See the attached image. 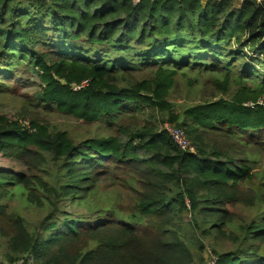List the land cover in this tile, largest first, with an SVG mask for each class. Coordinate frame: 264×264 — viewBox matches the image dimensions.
Instances as JSON below:
<instances>
[{"label": "trees", "instance_id": "1", "mask_svg": "<svg viewBox=\"0 0 264 264\" xmlns=\"http://www.w3.org/2000/svg\"><path fill=\"white\" fill-rule=\"evenodd\" d=\"M233 41L264 68V0H0V79L38 81L29 127L0 115L6 264H264V72Z\"/></svg>", "mask_w": 264, "mask_h": 264}, {"label": "rangeland", "instance_id": "2", "mask_svg": "<svg viewBox=\"0 0 264 264\" xmlns=\"http://www.w3.org/2000/svg\"><path fill=\"white\" fill-rule=\"evenodd\" d=\"M243 0H236V6L240 7V4ZM236 49L243 50L244 53L246 54V58L244 56H240L236 58L235 65L236 69L238 70H243L245 66L253 67L255 66L257 70H259L260 73H263V65H258L256 62V55L254 50L249 47H238V45L233 41L232 46L228 48L227 53L225 55H229V53L235 51ZM237 53V52H236ZM222 61H225V59H222ZM16 73H14V77L10 79H0V115H5L9 118L10 121H20L23 123V125L29 127V122L27 118H24L22 116L24 112L23 107H21V104L24 100L29 99L30 96L33 95L34 91L38 89V81L35 77H33L30 73L27 72L26 67L21 66L18 69H16ZM181 83V90L183 87H185V83L182 81ZM180 90V93L182 91ZM183 92H185V88H183ZM205 92H210L209 90L205 89ZM185 100L179 101V105H183L182 102ZM178 111V114L181 113L180 109H176ZM27 112L31 115H33L31 109H27ZM43 112V111H41ZM38 113H35L34 116L35 118L38 117ZM45 115V114H44ZM29 116V119H33V117ZM49 120L57 125L61 129H73L75 127H82L84 122H78L75 121L72 118H67L63 117L61 115L53 114L52 116L49 117ZM169 123V122H166ZM81 125V126H80ZM162 124H160L161 126ZM165 126V125H164ZM163 125L161 126L162 128L164 127ZM174 129L173 127H170V131ZM165 130V129H163ZM256 135V133H254ZM264 136V133H262ZM189 141V139H188ZM23 169L20 164L17 162L3 156L0 154V171H12V172H20ZM254 169H256V174L258 175V179H260V175L263 173L264 174V166L263 165H255ZM102 196L107 195L109 192H114L115 190L118 191L116 188L110 186L108 183H103L102 189ZM5 200L0 199V205L3 204ZM17 205V200L15 201ZM28 208V207H27ZM87 206L80 207L78 205H70L67 203V206L65 209L67 211H73L75 213L79 214H84L86 215L89 213L87 210ZM21 211L23 212V215L25 219L30 222L31 224H35L39 219H41L42 213L37 210L35 207H29V209H24L22 208ZM76 215V214H75ZM191 219L188 217L186 218V223H189ZM207 248L205 251L202 253V257L204 259V264H212V262H215V256H213V253L211 252V249L209 248L210 241L207 242ZM6 253H7V247L5 240H0V264H6ZM16 264V263H15ZM27 264H34V260L32 257H29L27 260Z\"/></svg>", "mask_w": 264, "mask_h": 264}, {"label": "built area", "instance_id": "3", "mask_svg": "<svg viewBox=\"0 0 264 264\" xmlns=\"http://www.w3.org/2000/svg\"><path fill=\"white\" fill-rule=\"evenodd\" d=\"M261 1V0H258ZM140 2V0H134V4H138ZM81 87H78V89H80ZM170 127H173L174 129H172V131H170ZM163 129H165V131L171 136V138L174 140L175 144L177 146H179L181 149L183 150H187V151H193L194 148L191 146V142L188 141V137L186 132L181 129V128H177L175 126L166 124ZM16 264H24V261H19Z\"/></svg>", "mask_w": 264, "mask_h": 264}, {"label": "water", "instance_id": "4", "mask_svg": "<svg viewBox=\"0 0 264 264\" xmlns=\"http://www.w3.org/2000/svg\"><path fill=\"white\" fill-rule=\"evenodd\" d=\"M243 1H253V3L257 4L259 1L258 0H243Z\"/></svg>", "mask_w": 264, "mask_h": 264}]
</instances>
